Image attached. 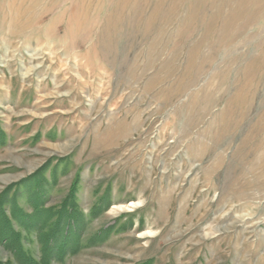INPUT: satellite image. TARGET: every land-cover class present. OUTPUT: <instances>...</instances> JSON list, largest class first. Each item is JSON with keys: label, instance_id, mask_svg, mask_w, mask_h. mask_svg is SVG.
Instances as JSON below:
<instances>
[{"label": "rangeland", "instance_id": "1", "mask_svg": "<svg viewBox=\"0 0 264 264\" xmlns=\"http://www.w3.org/2000/svg\"><path fill=\"white\" fill-rule=\"evenodd\" d=\"M0 130L101 203L52 264H264V0H0Z\"/></svg>", "mask_w": 264, "mask_h": 264}, {"label": "trees", "instance_id": "2", "mask_svg": "<svg viewBox=\"0 0 264 264\" xmlns=\"http://www.w3.org/2000/svg\"><path fill=\"white\" fill-rule=\"evenodd\" d=\"M4 144L5 135L0 130V146ZM63 161L60 160L59 164ZM51 163L53 161L46 162L25 179L0 192V247L11 256V260L0 259V264L62 262L65 256L80 248L85 226L102 211L99 203L90 210L88 217L83 215L76 196L79 192L77 183L71 185L58 203H51L59 174L57 166L49 171ZM63 165L66 169V164ZM63 172L60 171L61 174ZM109 231L107 228L90 238L89 242L94 244L100 234L102 238ZM33 244L37 256L26 248Z\"/></svg>", "mask_w": 264, "mask_h": 264}]
</instances>
